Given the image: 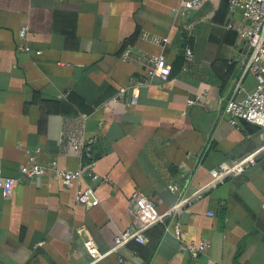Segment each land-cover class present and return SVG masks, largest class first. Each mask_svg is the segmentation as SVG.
<instances>
[{
  "label": "crops",
  "instance_id": "1",
  "mask_svg": "<svg viewBox=\"0 0 264 264\" xmlns=\"http://www.w3.org/2000/svg\"><path fill=\"white\" fill-rule=\"evenodd\" d=\"M180 7L0 0V173L18 178L31 154L39 165L81 171V186L99 200L77 204L75 186L48 175L23 179L7 197L0 190V264H264V152L243 175L148 229L145 244L114 249L131 226L133 193L164 213L207 185L211 169L264 144L258 127L225 114L230 99L256 88L252 74L242 75V12L227 0H204L184 16ZM152 56L171 66L167 81L149 75ZM134 87L137 103L129 105ZM70 137L91 141L93 160L72 152ZM86 234L105 255L97 262L84 249ZM201 241L209 247L193 259L185 245Z\"/></svg>",
  "mask_w": 264,
  "mask_h": 264
},
{
  "label": "built area",
  "instance_id": "2",
  "mask_svg": "<svg viewBox=\"0 0 264 264\" xmlns=\"http://www.w3.org/2000/svg\"><path fill=\"white\" fill-rule=\"evenodd\" d=\"M204 0H180L179 14L184 16L187 12L197 8ZM228 7L231 11L239 10L242 12L246 28H237L239 37L246 42L248 48L247 59L243 64L242 75L250 73L256 81V88L248 94L243 100L236 101L230 99L225 107V114L229 118L230 123L235 124L237 120H243L258 127L264 138V0H227ZM230 28V26H229ZM25 29L19 31V36L24 37ZM28 51V48H24ZM187 61L193 58L189 48L185 50ZM150 64L149 75L159 78L161 81H167L171 74V66L166 62L163 56H152L147 59ZM125 90L119 92L122 97ZM139 90L134 87L131 92L129 105L137 103ZM190 101L189 104H194ZM68 147L74 153L84 152L93 160L90 155L91 141L83 142L80 139L70 137L68 139ZM83 150V151H82ZM37 152V150H36ZM264 152V144L254 152L248 154L243 159L229 165H221L218 168L210 170V182L198 189H195L188 197L182 199L177 205L164 213H160L155 204L144 194L135 192L131 195L128 202V213L131 220V226L119 233L115 238V248H118L129 241L139 244H145V232L165 221L168 217L174 215L180 208L199 200L202 195L211 188L223 184L229 179L243 175L250 167L254 166L257 161L256 157ZM48 175L53 181H59L64 186H75V201L77 204L84 205L88 208L99 205V200L95 194V190L90 186L82 187L80 180L82 179L81 171H71L58 167L56 161H52L48 165H39L36 163L33 155H28L27 163L21 167L18 178L3 177L0 173V190L4 197L12 193L15 185L21 183L23 179L32 180ZM97 179V176H93ZM174 189V186L170 187ZM211 215V214H209ZM175 239L182 241L185 232L179 223L173 226ZM83 246L91 258L92 263L101 260L105 255L100 254L94 241L85 235ZM209 244L201 241L198 243L188 242L185 245L187 253L196 259L203 253Z\"/></svg>",
  "mask_w": 264,
  "mask_h": 264
}]
</instances>
